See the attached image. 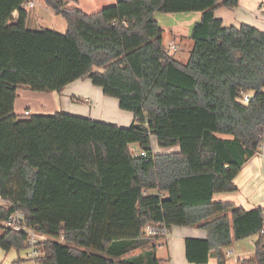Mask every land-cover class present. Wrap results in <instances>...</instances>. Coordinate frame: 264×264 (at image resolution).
Segmentation results:
<instances>
[{
    "label": "trees",
    "instance_id": "trees-1",
    "mask_svg": "<svg viewBox=\"0 0 264 264\" xmlns=\"http://www.w3.org/2000/svg\"><path fill=\"white\" fill-rule=\"evenodd\" d=\"M42 1L65 34L28 30V0H0V250L27 249L26 233L1 225L18 211L47 238L34 264H165L157 243L172 227L206 233L185 239L188 264H224L223 251L263 223L261 208L213 195L237 190L264 141V33L214 16L238 0H117L92 15L68 7L74 0ZM156 13H201L185 62L163 46ZM78 80L134 122L14 113L19 90L60 94ZM152 140L177 151L155 154ZM254 246L240 264H262L260 237Z\"/></svg>",
    "mask_w": 264,
    "mask_h": 264
},
{
    "label": "crops",
    "instance_id": "crops-1",
    "mask_svg": "<svg viewBox=\"0 0 264 264\" xmlns=\"http://www.w3.org/2000/svg\"><path fill=\"white\" fill-rule=\"evenodd\" d=\"M117 0H74L67 4L68 7L71 8H77L80 9L83 13L86 15H92L101 10L104 7L114 5ZM38 2L40 6L43 7L41 14H55L52 10H50L42 0H39ZM264 0H238L237 7L226 9V8H219L214 11V16L217 19H220L223 23L224 27H235L239 28L241 25L245 24L248 26H252L255 29L261 31L264 33ZM45 6V7H44ZM37 14L29 16L27 18L26 27L28 30L31 31H39L36 30L35 26L37 25H28L30 22L29 20H32L35 17H39L41 15L40 13L36 12ZM167 18H173L171 17V14H167ZM187 17L184 18H174L175 22L170 24L168 27H160L162 30V43L165 48H168L169 45H175L176 52L175 55H172L176 60L185 62L188 59V53L191 48V43L189 41L190 36V29L199 22L201 18V13H193L186 15ZM156 19V18H155ZM157 21V20H156ZM158 23V21H157ZM159 25V24H158ZM57 26V30H53L60 34H65L67 32V25L66 23L60 22ZM192 30V29H191ZM165 34L166 37V44H165ZM164 37V38H163ZM184 45L187 47V51L185 53H182L181 46ZM178 53V54H177ZM180 53V54H179ZM80 82V83H79ZM88 80H78L67 87H65L64 90L70 91L71 86L80 87L82 88H88L91 93H95L96 100H94L92 106H90V111H88V115L83 117L93 120L102 122L103 119H106L105 110L114 109L118 110L119 113L113 114L112 123H114V126L117 127H129L134 122V117L132 114L127 112H122L118 109V103L116 100L107 97L100 96L101 90L98 91V88L95 89L92 87L91 83ZM90 86V87H89ZM69 88V89H68ZM80 89L78 91H80ZM64 90L62 93L58 94L56 92L43 94V93H35L31 92L25 89L19 90V100H22V107L23 112L29 111L31 115L35 114H54L58 112H63V108L60 107V103L63 101L67 107H72L73 105H78L77 101L71 100L73 99H84V101L89 106L91 101V98H88L84 95L80 94H72V95H66L64 93ZM76 93V92H75ZM41 94L42 96H51L49 94H55L57 98L55 101H52L49 99L50 97H39ZM21 96V98H20ZM89 101H88V100ZM60 100V101H59ZM102 104V109H104L103 112H99V108H96V101L98 102V107H100V101ZM93 101V100H92ZM56 102V103H54ZM16 103V102H15ZM95 103V104H94ZM52 104V105H51ZM91 105V104H90ZM96 108V109H95ZM50 109V112L49 110ZM22 113H16L15 112V106H14V113L16 115L23 114ZM64 113V112H63ZM111 121V120H107ZM111 123V122H110ZM112 125V124H110ZM152 146L155 154H164V153H170V152H176L177 149H172L168 152H163L159 150L154 140H152ZM264 170L263 161L260 159L258 155H255L250 160H248L245 165L242 167L241 171L237 175V177L234 179L233 183L236 186L237 190L235 192L231 193H219L213 195V201L214 202H231L236 207H240L245 211H250L256 208H261L264 211V189L257 187L255 188V183L258 182L259 176L262 175V172ZM176 230V231H174ZM170 235L172 236L173 233L176 234L182 241L185 242V239L187 238H193V239H204L206 237L205 231L198 229L196 227H186V228H178V227H172L169 231ZM168 242V240H167ZM183 260L179 259V262L175 261L173 257H171V253H169L168 256V262L165 260V264H188L185 259V245L183 244ZM11 252V251H9ZM14 256V262L17 261L21 256L19 253L15 251V254H12ZM13 262V263H14Z\"/></svg>",
    "mask_w": 264,
    "mask_h": 264
},
{
    "label": "rangeland",
    "instance_id": "rangeland-1",
    "mask_svg": "<svg viewBox=\"0 0 264 264\" xmlns=\"http://www.w3.org/2000/svg\"><path fill=\"white\" fill-rule=\"evenodd\" d=\"M33 1L35 2L34 8L27 9V13L29 16L33 15V13L36 15L37 14L36 12L41 14L42 9H43V7L39 5V3H40V2H38L39 0H33ZM188 14H193V13L171 14L172 15L171 17H173L172 19L167 18L168 17L167 14L156 13L155 18L158 21V24L160 27H168L170 24L175 22L174 18H181V17L184 18V17H187L186 15H188ZM29 21L30 22L28 23V25H37V26H35V28H37L36 30H43V29L57 30L58 27L55 25H59L60 22H62L63 24L65 23L61 17H59L55 14L51 15V14H46V13H43V14L39 15L38 18L35 17L34 19L32 16V20L30 19ZM191 29H190V32H191ZM164 37L163 38L165 39V44H166L167 35L165 34ZM190 43H191V41H190ZM181 51H182V53H185L187 51V47L184 45V43L181 46ZM170 55H175V54H174V52H172ZM93 88H95V87H93ZM79 89H80L79 86L78 87L71 86L70 91H68L66 89V90H64V93L66 95L67 94L68 95L80 94V95H84L88 98H91V101H89L87 99L91 105L89 104V106H88L87 103L84 101V99H79V100H75V101H77V103H79L78 105L75 104L72 107H67V105H65L64 102L62 101L59 106L63 108V112L66 114L85 118V117H83V115H85V116L88 115V111H90L89 108H90V106H92L94 100H96L95 99L96 96H95V93H91V91L87 87L82 88V89H80V91H78ZM95 89H97V88H95ZM98 91H100V90L98 89ZM18 95H21L20 92H18ZM36 95H40L39 97H50L49 99H51L52 101L59 99V98H57V96L55 94H49L51 96H42L41 94H36ZM100 96L102 97V94H100ZM20 98H21V96H20ZM107 99H109V98H107ZM18 100H19V96L16 99L15 112L16 113H22L23 112V107L21 105L22 100H20V101H18ZM71 100H74V99L71 98ZM99 101H100V107H98L97 101H96V104L95 103L94 104L96 105V108H99L98 113L101 114V112H103L104 109H102V104H101L102 101L101 100H99ZM54 103H56V102H54ZM48 110L50 112V109H48ZM116 113H119V111L118 110L116 111L114 109L105 110V115L107 118L103 119L102 122L113 125L114 123H112L113 122L112 119H108V118H112L113 114L115 115ZM18 115H20V114H18ZM20 116H22V114ZM107 120H111V121H107ZM131 149L136 151L137 147L131 146ZM258 156L262 160L261 154H258ZM258 180L259 181L255 183V188L257 189V187H259V188L264 189V170L262 172V175L259 176ZM174 231H176V230H174ZM167 240H168V242H167ZM257 240H258V236H253L250 238H246V239H243L240 241L233 242L230 247H228L227 249H225L223 251L222 256H223L224 264H236L235 263L236 259L252 260L254 258V255H255L254 243H256ZM183 244H184V241H182V239H180L178 236H176V234L173 233V235L171 236L170 233H168L165 238L161 239L157 243V257L163 261L165 260L166 262H168V256H169V253H171V257H173V259L175 261L179 262V259L183 260V250H184ZM30 252H31V250L29 248H27L23 251H20L19 255L21 256V258H27V255ZM229 252H231L232 255L228 256L227 254ZM12 254H15V250H11V252H4V251L0 250V264H13L15 259H14V256H12ZM213 260L214 259L211 258L209 264H214ZM25 264H32V262L27 261V262H25Z\"/></svg>",
    "mask_w": 264,
    "mask_h": 264
},
{
    "label": "built area",
    "instance_id": "built-area-1",
    "mask_svg": "<svg viewBox=\"0 0 264 264\" xmlns=\"http://www.w3.org/2000/svg\"><path fill=\"white\" fill-rule=\"evenodd\" d=\"M34 6H35V2L33 0H28L27 3L23 4L22 8L27 11V9H32V8H34ZM167 52L169 54H171L172 52L175 53L176 52L175 45H169L167 48ZM248 101H249V97L247 95H245L243 97V102L247 103ZM29 115H31L29 111H24L22 114V116H29ZM259 154H261V156H262V161H263V166H264V141H263L262 145L260 146V153ZM140 155L144 156V153L141 152ZM0 207H7L6 202L0 200ZM262 222H263L262 228H261V231H260L258 237H260L262 240V247L260 250V254L264 258V213H263V221ZM1 225L6 227V228L13 229L14 231L26 233V235L28 237L27 248H29L31 250V252L27 255V259H30L32 264H34L35 259L37 257H39V255H40V253H39V251L35 245L40 241L46 240L47 238L37 234L36 229L26 227V225L23 223V215L21 212H18V211L10 213L9 216L7 217V219L1 223ZM146 231L149 234H153L154 229L151 228L150 226H147ZM254 245H255V243H254ZM227 255L230 256V255H232V253L229 252ZM244 261H247V260L236 259L235 263L240 264ZM262 264H264V261L262 262Z\"/></svg>",
    "mask_w": 264,
    "mask_h": 264
}]
</instances>
